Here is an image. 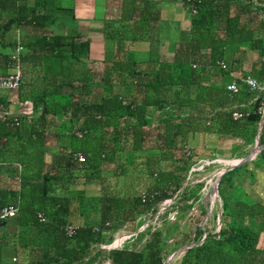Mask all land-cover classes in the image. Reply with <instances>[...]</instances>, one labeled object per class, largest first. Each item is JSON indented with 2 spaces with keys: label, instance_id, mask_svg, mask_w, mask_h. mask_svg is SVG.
Returning <instances> with one entry per match:
<instances>
[{
  "label": "trees",
  "instance_id": "obj_1",
  "mask_svg": "<svg viewBox=\"0 0 264 264\" xmlns=\"http://www.w3.org/2000/svg\"><path fill=\"white\" fill-rule=\"evenodd\" d=\"M123 1L140 8L132 15L133 10L126 11L124 5L115 33H105L106 37L116 38L115 51L95 80L86 63L89 38L63 30L64 26H72L73 8L61 0H0V32H11L13 37L6 45L11 50L5 52V61L12 70V54L19 43L22 67L25 66L20 86L1 90L0 94L20 89L27 81L28 67L41 69L44 87L40 93L29 95L33 109H40L33 133L38 141L42 139L48 115H66L69 123L81 120L79 130L83 134L70 132L65 166H58L56 174L59 176L62 170L73 178L80 171L86 181L101 185L98 196H85L83 191L71 192L68 197L53 196L48 194L53 190V176L44 172L43 179L32 186L31 198L24 197L20 202L14 217L19 227L14 244L35 249V253L38 250L39 256L27 264H101L104 260L109 264H163L171 252L184 245L190 247L182 253L179 264H264V248L258 246L264 233V202L251 198L239 181L253 160H257L254 166L264 167V147L258 158L233 166L221 175L217 184L218 227L210 225L208 217L204 224L195 223L191 233L182 231L179 241L172 238L173 245L168 241L170 236H165L170 227L180 229L179 218L188 215L205 185L203 181L192 184L187 178L197 162L184 155V147L193 135L208 133L240 139L233 147L235 152L254 143L257 135L259 145H264V116L258 112L263 92L250 108L241 107L239 104L251 97L246 86L230 96L225 82L210 79L217 69L224 71L216 64L225 44L217 33L223 16L227 21L225 35L232 34L237 30L232 22L241 12L248 11L252 4L264 3L197 0V13H190L185 39L177 42L173 53L166 54L161 52L154 33V0ZM21 26H27L28 32H19ZM137 39L149 40L143 56L129 46ZM35 87L33 84L32 89ZM237 109L249 113L234 119L232 112ZM14 116H23L7 117V123L17 127L11 125ZM66 126L70 129L72 125ZM78 151L84 155L82 162L74 159ZM21 152L29 153L25 148ZM164 161L168 165L163 166ZM159 165L162 166L157 168ZM127 172L132 176L127 186H120V177L125 178ZM249 173L253 175L251 183H256L255 173L251 169ZM144 176L150 181L147 190L159 191L154 200L147 202L140 197L143 191H134L137 185L132 187ZM122 187L124 190H120ZM168 198L172 202L159 212L161 203ZM75 201L79 205L73 209ZM73 210L82 223H77L74 235L67 236L63 228L75 224L71 222ZM199 210L205 216L207 206L200 204ZM38 212L44 215V221ZM172 215L178 223L171 220ZM128 227L132 235L121 247L101 246L110 242L114 232L129 231Z\"/></svg>",
  "mask_w": 264,
  "mask_h": 264
},
{
  "label": "crops",
  "instance_id": "obj_2",
  "mask_svg": "<svg viewBox=\"0 0 264 264\" xmlns=\"http://www.w3.org/2000/svg\"><path fill=\"white\" fill-rule=\"evenodd\" d=\"M71 1L73 7L70 6V0L69 4H66L65 0H61L66 7L73 8L75 14L72 26H64L63 30L64 32L73 30L80 33L82 38H89L90 52L86 63L94 76H97L96 72L101 75L106 59H110L115 51L116 41L115 37L112 35L106 37L105 33H115L114 31L118 27L117 19L120 18L124 5L126 11L132 12L133 10L132 15L137 14L140 7L136 4H128L123 0ZM154 2L155 8H152L157 14V20L153 21L156 30L154 33L159 38L161 52L171 54L177 42L185 39L190 28L191 14L187 4H184L182 0H154ZM252 6L248 11L241 12L238 20L232 22V25L237 28L232 34L225 35L227 31L225 16L219 22L217 33L225 43L222 46L223 52L220 60L225 61L228 68L224 69L223 73L217 69V73L210 75L212 81H223L226 84L234 76L264 77V6L261 4H252ZM18 29L22 33H27L29 30L27 26H21ZM151 30L153 32L154 28ZM11 37V32L6 34L0 32V72L11 70L4 57L5 52L11 50L9 48V51H5ZM129 46L136 54L143 56L149 48V40L137 39ZM91 65H94V70L90 68ZM26 75L27 81L20 89L13 92L8 90L0 94V102L3 104V107L0 108V207L5 204H17L19 206L20 202L24 201V197L27 200L30 199L32 186L43 179L44 172L51 173L53 178L55 176V179L52 178L51 181L53 190L48 193L49 195L68 197L74 191H83L85 196L101 195L100 183L86 181L80 171H76L73 178L62 170L59 176L56 174L58 173L56 171L58 166H65L69 152L65 146L69 143L70 132L72 131L76 135V129L81 127V120L69 123L66 115L60 117L48 115L47 122L42 127L44 132L42 139L38 141L32 129L34 125H37L35 120L40 109H33L34 106L29 95L40 93L44 87V81L42 71L37 66L28 67ZM98 78L99 75L97 78L95 77V80ZM33 84L36 86L34 90L32 89ZM64 90L67 91L66 88ZM249 91L251 97L240 103L239 106L250 108V104L253 103L259 92H263L264 95L263 90ZM5 105L6 109H3ZM245 111L248 112L249 110ZM11 114H20L24 117H21L22 121L19 126L12 127L7 123V117ZM66 124L72 125L71 128H65L67 127ZM261 125L262 122H260L258 131ZM257 136L254 143L258 142ZM263 147L264 145H261L260 150L256 152L257 158L261 155L259 151ZM23 148L29 153L21 152ZM39 159L42 164H40ZM262 195L259 199L264 202V194ZM76 205L79 203L77 204L75 201L71 208L74 209ZM72 216L73 223H82H80L79 220L81 219L74 210ZM16 220L17 218L12 217L0 223V264H27L39 256L38 250L35 253L33 251L35 249H26L19 244H14L19 230ZM258 246L264 248V233L259 238Z\"/></svg>",
  "mask_w": 264,
  "mask_h": 264
},
{
  "label": "rangeland",
  "instance_id": "obj_3",
  "mask_svg": "<svg viewBox=\"0 0 264 264\" xmlns=\"http://www.w3.org/2000/svg\"><path fill=\"white\" fill-rule=\"evenodd\" d=\"M66 4H69V0H65ZM73 2L70 0V6H72ZM73 7V6H72ZM72 20H70V23ZM73 24V23H72ZM5 51H9V47L5 48ZM94 65H91L90 68L93 69ZM94 70V69H93ZM102 74V73H101ZM96 75H99L100 73L96 72ZM97 76H95L97 78ZM98 78V79H99ZM117 88V87H116ZM155 131V129L153 130ZM258 137V136H257ZM241 140L227 137V136H218L215 134H208V133H197L196 135H193L190 138V141L188 142L187 146L190 148V157L192 156L193 160H197L196 164L191 168H196L192 171V173L187 176L190 183L194 184L196 181H203L205 182V185L201 188V194L200 198L195 201L193 208L190 209L188 212V215L181 219L179 218V221H177L176 217L172 215L173 222L178 223L179 222V230H174L172 227L168 229V232L165 233V236L170 238L168 239L169 242H171V245L174 244V240L179 241L181 239V233L184 231L186 232H192L193 227L195 223L204 224L207 222L205 220L206 215L208 214V217L210 218V225L217 224V227L220 224V216H219V194H217V189L215 185L216 178L225 172L227 168H229V162L230 161H236L245 158L250 150L255 146V143L246 145L238 149L236 152L234 151V145L239 143ZM241 145V144H239ZM261 146V145H260ZM155 152V150L153 151ZM244 152H247L246 154ZM261 152V151H259ZM258 152V153H259ZM256 157V155L253 157V159ZM251 160V159H250ZM203 162V167H201L200 163ZM212 163L210 166H207V164ZM257 163V160H253L251 163L248 164V171L243 176L239 177V181L244 186L246 192L248 195L255 199L260 200L261 195L264 194V167L258 168L257 166H254V164ZM162 164V161L160 162ZM168 165V162H163V166ZM159 165L157 168H160ZM207 166V167H206ZM250 169L255 173L256 176V183H251V177L249 172ZM109 172V171H108ZM131 173V172H130ZM129 172H127V179L121 176V180L118 182V184L121 186L123 184H127L129 182V177L132 175ZM253 176V175H252ZM134 177V174H133ZM263 181V182H261ZM132 182V181H131ZM117 184V186H118ZM129 187L130 184L128 183ZM137 185V187H135ZM150 185V181L148 177H142L139 181L134 183V191L137 189L138 192H142L148 189V186ZM117 186L115 187L117 189ZM119 187V186H118ZM151 189V188H150ZM120 190H124L122 187ZM133 190V189H131ZM101 191V190H100ZM123 192V191H122ZM215 192V194H214ZM263 196V195H262ZM200 204H204L207 206V214L202 215L200 213ZM218 207V208H217ZM164 209V205L160 206L159 212H161ZM191 213V214H190ZM216 214V216H214ZM207 217V218H208ZM176 219V220H175ZM73 222V221H71ZM77 223V222H74ZM147 223V222H146ZM145 225V223L143 224ZM142 225L141 228L144 226ZM129 231H126L128 233H131L132 228L128 227ZM119 231L114 232L113 237L118 234ZM113 237L111 240H113ZM172 238L174 240H172ZM110 240V241H111ZM125 240V239H124ZM133 242V239L131 240ZM109 242H105L104 244H107ZM178 243L176 242L175 245ZM178 246V245H177ZM187 246V245H184ZM184 246H178L176 250L171 252L167 259L165 260V264H179L180 257L182 255V251H180ZM17 261V257H16ZM21 264V263H20ZM101 264H109V260H104Z\"/></svg>",
  "mask_w": 264,
  "mask_h": 264
},
{
  "label": "built area",
  "instance_id": "obj_4",
  "mask_svg": "<svg viewBox=\"0 0 264 264\" xmlns=\"http://www.w3.org/2000/svg\"><path fill=\"white\" fill-rule=\"evenodd\" d=\"M187 8L191 14L197 13V6L196 1L197 0H187ZM262 3H264V0H261ZM21 51H22V45L17 44L15 48V52L12 54V63L11 67L12 70L8 73L0 74V91L6 90V89H17L22 81V73H23V65L21 61ZM216 64L222 68L227 69L228 65L223 60H217ZM226 90L230 96H233L234 94L238 93L240 91V88L242 85L246 86L251 91H264V77L259 78L255 77L253 75H244V76H234L233 78H230L229 81L226 82ZM258 112L264 116V98L261 104L258 107ZM249 112L243 111V110H235L232 112V116L234 119H240L244 118L248 115ZM21 119L17 116H14L11 120V125L13 126H19L21 124ZM83 132L79 129H76V135L82 136ZM184 155L189 156L190 155V148L188 146L184 147ZM74 159L78 162H82L84 160V155L81 152H75L73 154ZM201 167H203V162L200 163ZM196 169V168H195ZM156 174V173H155ZM159 194V191L157 189H149L146 191H143L140 195L142 202H147L148 200H154L155 197ZM172 198L165 199L163 201V205L171 203ZM19 212V206L17 204H5L0 207V223L3 221H6L12 217H15ZM38 216L41 221L45 220L44 215L41 212H38ZM79 228V225L77 224H66L64 226V232L67 236H72L75 234L77 229ZM132 233L126 232V230H122L118 232L115 237H113V240H111L109 243L104 244L102 243L101 246L104 248H117L121 247L123 242L127 240L129 237H131ZM125 239V240H124Z\"/></svg>",
  "mask_w": 264,
  "mask_h": 264
},
{
  "label": "water",
  "instance_id": "obj_5",
  "mask_svg": "<svg viewBox=\"0 0 264 264\" xmlns=\"http://www.w3.org/2000/svg\"><path fill=\"white\" fill-rule=\"evenodd\" d=\"M260 148H261V146L259 145V143L258 142H256L255 143V146L253 147V149L251 150V152L248 154V156H246L245 158H243V159H240V160H236V161H230L229 162V168H231V167H233V166H237V165H239V164H241V163H243V162H246V161H249L250 159H252L253 158V156L256 154V152L258 151V150H260ZM229 168H227V169H229ZM226 169V170H227ZM225 170V171H226ZM223 174V173H222ZM222 174H220L217 178H216V181H215V185H216V189H217V184H218V182H219V180H220V178H221V175ZM217 193H218V191H217ZM207 214V213H206ZM219 216H220V213H219ZM207 217H208V214L206 215V217H205V220L207 219ZM190 246H184L180 251H182V252H184L186 249H188ZM163 264H165V263H163Z\"/></svg>",
  "mask_w": 264,
  "mask_h": 264
},
{
  "label": "bare ground",
  "instance_id": "obj_6",
  "mask_svg": "<svg viewBox=\"0 0 264 264\" xmlns=\"http://www.w3.org/2000/svg\"><path fill=\"white\" fill-rule=\"evenodd\" d=\"M234 162V161H233ZM218 194V193H217ZM218 208V207H217Z\"/></svg>",
  "mask_w": 264,
  "mask_h": 264
},
{
  "label": "clouds",
  "instance_id": "obj_7",
  "mask_svg": "<svg viewBox=\"0 0 264 264\" xmlns=\"http://www.w3.org/2000/svg\"><path fill=\"white\" fill-rule=\"evenodd\" d=\"M195 169V168H194ZM191 170H193V169H191Z\"/></svg>",
  "mask_w": 264,
  "mask_h": 264
}]
</instances>
